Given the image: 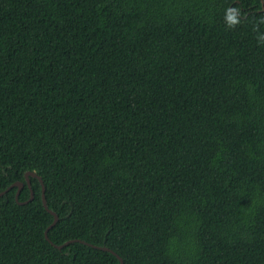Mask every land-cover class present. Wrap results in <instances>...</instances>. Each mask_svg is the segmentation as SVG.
Returning <instances> with one entry per match:
<instances>
[{
    "label": "trees",
    "instance_id": "obj_1",
    "mask_svg": "<svg viewBox=\"0 0 264 264\" xmlns=\"http://www.w3.org/2000/svg\"><path fill=\"white\" fill-rule=\"evenodd\" d=\"M263 1L0 0V264H264Z\"/></svg>",
    "mask_w": 264,
    "mask_h": 264
},
{
    "label": "water",
    "instance_id": "obj_2",
    "mask_svg": "<svg viewBox=\"0 0 264 264\" xmlns=\"http://www.w3.org/2000/svg\"><path fill=\"white\" fill-rule=\"evenodd\" d=\"M262 4H263V7H264V1L262 2ZM31 175L38 177V178L42 181L41 177H40L37 173L29 171V172L26 173V178H27V181H28L29 185H31V183H30V176H31ZM12 186H18V192H17V196H16V198L18 199V198H19V194H20V192H21V189H22L23 186H24V183H23V182H16V183H14ZM12 186H10V187H12ZM3 193H4V192H1L0 194H3ZM33 197H34V192L32 191V196H31L30 200L33 199ZM42 199H43V203H44L45 207H46V208H47V209H48V210L54 215V221H53V223H52V224L46 229V231H45L46 238H47L48 240H50V242H51L52 244H54V242H53V241L49 238V236H48V231H49V229H50L51 227H53V226L56 224V222L59 220V216H58V214H57L55 211H53L52 209H50V207H49V205H48L47 197H46V195H45V187H44V185H43V196H42ZM20 203H25V202H20ZM74 241H81V240H80V239H79V240H78V239H71V240L65 242L64 244H61V245H56V244H54V245H55L56 247H58V248H63V247L66 246L68 243H70V242H74ZM105 249H108V248L106 247ZM113 252L119 257L120 262H121L120 264H124V261H123L122 257L119 256L115 251H113Z\"/></svg>",
    "mask_w": 264,
    "mask_h": 264
},
{
    "label": "clouds",
    "instance_id": "obj_3",
    "mask_svg": "<svg viewBox=\"0 0 264 264\" xmlns=\"http://www.w3.org/2000/svg\"><path fill=\"white\" fill-rule=\"evenodd\" d=\"M229 19L231 20V19H232V17H229Z\"/></svg>",
    "mask_w": 264,
    "mask_h": 264
}]
</instances>
